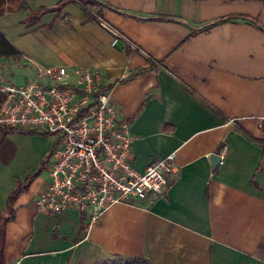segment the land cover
<instances>
[{
	"label": "crops",
	"instance_id": "crops-1",
	"mask_svg": "<svg viewBox=\"0 0 264 264\" xmlns=\"http://www.w3.org/2000/svg\"><path fill=\"white\" fill-rule=\"evenodd\" d=\"M59 1L4 12L0 31L19 55L0 60L27 76L44 66L97 69L129 124L133 166L173 153L177 170L163 195L114 202L96 222L76 209L41 212L50 159L25 178L54 142L24 154L12 141L22 133L7 134L16 151L0 154V211L18 182L26 186L5 226L6 263L264 264V0H75L23 22ZM100 20L119 30L114 44ZM211 152L221 156L215 166Z\"/></svg>",
	"mask_w": 264,
	"mask_h": 264
},
{
	"label": "built area",
	"instance_id": "built-area-1",
	"mask_svg": "<svg viewBox=\"0 0 264 264\" xmlns=\"http://www.w3.org/2000/svg\"><path fill=\"white\" fill-rule=\"evenodd\" d=\"M100 24L114 44L119 30ZM103 84L100 72L86 65L35 67L22 83L0 82V126L60 136L48 182L36 199L41 212L76 209L96 222L114 202L163 195L177 170L173 153L143 170L133 166L129 124L117 118L108 89L100 90Z\"/></svg>",
	"mask_w": 264,
	"mask_h": 264
},
{
	"label": "trees",
	"instance_id": "trees-1",
	"mask_svg": "<svg viewBox=\"0 0 264 264\" xmlns=\"http://www.w3.org/2000/svg\"><path fill=\"white\" fill-rule=\"evenodd\" d=\"M71 1H75V0H60L54 6H46V7L42 6L38 8L37 10L30 11V13L28 14V16L25 18L23 22H25L29 26L34 25L35 23H37L41 15L44 14L45 12L52 11V10L59 11L67 3ZM78 1H80L82 4H89L91 0H78ZM24 2L25 0H0V16L6 11H15V10L20 9L23 6ZM228 19H231V17L227 16V17L219 18L211 22L209 25H213V24H216L218 22H221L223 20H228ZM258 26L263 28L261 25H258ZM18 55H19L18 51L15 49L12 43L8 40V38L0 31V58L2 57L6 59H9V58L15 59L18 57ZM143 70L144 69H140L139 72ZM131 76L132 75L127 76V78ZM108 88H109V84H103L100 87V90L108 89ZM3 98H4V95L0 92V103L2 102ZM13 132L22 133V134H42V135H47V134L52 133L50 131H47L44 129H38V128L24 129V128H19V127L0 126V154L3 153L5 154V156L7 155L8 159H10L16 151V148L6 139V135L9 133H13ZM6 145L8 147L6 151L3 152L2 148L5 147ZM56 145H57V141L54 142L53 147L48 153V155L42 158L40 168L25 178V182H26L25 184H27V182L30 179H32L35 175H37L43 169L44 161H46L49 158V156L52 153V150L54 149ZM8 159L6 160V162L8 161ZM25 184L20 183V182L16 184V186L11 190V192L9 193L7 197L5 209L3 211H0V264H7L4 259V255H3V249L5 245V226L8 221L14 218L15 213H14L12 204H13V201L16 195L23 188H25L26 186Z\"/></svg>",
	"mask_w": 264,
	"mask_h": 264
},
{
	"label": "rangeland",
	"instance_id": "rangeland-1",
	"mask_svg": "<svg viewBox=\"0 0 264 264\" xmlns=\"http://www.w3.org/2000/svg\"><path fill=\"white\" fill-rule=\"evenodd\" d=\"M6 60V59H5ZM5 60H0V82L3 80L9 82L22 83L27 78V72L23 71L16 64L8 63ZM35 135V134H34ZM37 136H27L16 134L12 136L14 141L22 149V153L34 152V151H46L47 144H52L55 141L60 140V136L57 133H50L47 135L36 134ZM48 155V153L46 154ZM45 155V156H46ZM43 156V157H45ZM50 159V156H49ZM103 264H148L142 259L131 258H119L111 257L107 258Z\"/></svg>",
	"mask_w": 264,
	"mask_h": 264
},
{
	"label": "water",
	"instance_id": "water-1",
	"mask_svg": "<svg viewBox=\"0 0 264 264\" xmlns=\"http://www.w3.org/2000/svg\"><path fill=\"white\" fill-rule=\"evenodd\" d=\"M209 160L211 162V165L215 166L217 163L220 162L221 156L219 154L215 153V152H211L209 154Z\"/></svg>",
	"mask_w": 264,
	"mask_h": 264
}]
</instances>
